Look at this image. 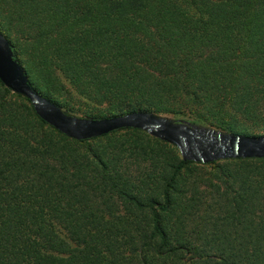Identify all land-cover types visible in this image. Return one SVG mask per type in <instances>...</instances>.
Listing matches in <instances>:
<instances>
[{"label":"trees","instance_id":"trees-1","mask_svg":"<svg viewBox=\"0 0 264 264\" xmlns=\"http://www.w3.org/2000/svg\"><path fill=\"white\" fill-rule=\"evenodd\" d=\"M0 32L64 111L264 134V0H0ZM0 264H264V157L76 140L0 80Z\"/></svg>","mask_w":264,"mask_h":264},{"label":"water","instance_id":"water-1","mask_svg":"<svg viewBox=\"0 0 264 264\" xmlns=\"http://www.w3.org/2000/svg\"><path fill=\"white\" fill-rule=\"evenodd\" d=\"M0 80L12 92L26 97L36 114L47 124L76 140L136 128L174 145L184 160L210 163L231 158L264 157V134L224 132L186 119H175L145 110L103 118L70 114L31 87L24 68L14 59L12 47L1 32Z\"/></svg>","mask_w":264,"mask_h":264},{"label":"rangeland","instance_id":"rangeland-1","mask_svg":"<svg viewBox=\"0 0 264 264\" xmlns=\"http://www.w3.org/2000/svg\"><path fill=\"white\" fill-rule=\"evenodd\" d=\"M66 112H68V111H66ZM68 113H70V112H68ZM70 114H72V113H70ZM157 114H159V113H157ZM73 115H78V114H73ZM160 115H162V116H166V117H171V116H169V115H164V114H160ZM78 116H82V115H78ZM171 118H173V117H171ZM186 120H188V119H186ZM190 121V120H189ZM197 124H199V123H197ZM202 125V124H201ZM204 126H206V125H204ZM208 127H210V126H208Z\"/></svg>","mask_w":264,"mask_h":264}]
</instances>
